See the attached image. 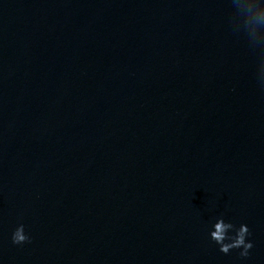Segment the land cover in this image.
Wrapping results in <instances>:
<instances>
[{
	"label": "water",
	"instance_id": "water-1",
	"mask_svg": "<svg viewBox=\"0 0 264 264\" xmlns=\"http://www.w3.org/2000/svg\"><path fill=\"white\" fill-rule=\"evenodd\" d=\"M0 264H264V0H0Z\"/></svg>",
	"mask_w": 264,
	"mask_h": 264
},
{
	"label": "clouds",
	"instance_id": "clouds-1",
	"mask_svg": "<svg viewBox=\"0 0 264 264\" xmlns=\"http://www.w3.org/2000/svg\"><path fill=\"white\" fill-rule=\"evenodd\" d=\"M229 228H233V224L231 222L225 223L223 219H220L215 225V230L211 231L210 238L216 242L219 250L223 253L238 248L242 249L239 253L241 257L249 256V250L253 248V240L248 238L251 236V232L247 223L242 224L239 229L231 233L227 231ZM29 239V235L22 226L14 229L12 233L13 243L22 244Z\"/></svg>",
	"mask_w": 264,
	"mask_h": 264
}]
</instances>
